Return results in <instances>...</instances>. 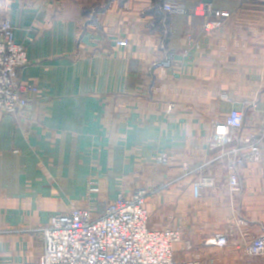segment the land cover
I'll return each mask as SVG.
<instances>
[{"label": "crops", "instance_id": "0c3cea01", "mask_svg": "<svg viewBox=\"0 0 264 264\" xmlns=\"http://www.w3.org/2000/svg\"><path fill=\"white\" fill-rule=\"evenodd\" d=\"M162 1H5L14 41L31 61L21 82L38 90L19 114L0 112V264L38 262L40 229L59 213L88 207L93 181L99 214L119 195L157 188L146 202L151 228L183 225L180 195L194 198L189 225H211L201 216L216 208L212 225L226 226L233 204L220 186L224 162L208 141L213 123L233 108L245 111V134L264 128V0H170L167 51ZM199 3L229 16L196 14ZM207 22L215 28L206 30ZM160 153L168 164L157 162ZM205 164L204 174L219 183L195 197L191 185L203 173L195 170ZM243 179V213L251 220L244 230L256 236L264 224V168L250 163ZM227 254L234 264H264Z\"/></svg>", "mask_w": 264, "mask_h": 264}, {"label": "built area", "instance_id": "2783aa9c", "mask_svg": "<svg viewBox=\"0 0 264 264\" xmlns=\"http://www.w3.org/2000/svg\"><path fill=\"white\" fill-rule=\"evenodd\" d=\"M6 0H0V112L17 115L24 110L37 87L21 82L20 75L31 64L26 48L14 41V28L4 10ZM163 40L161 49H167L169 16L174 11L170 0L160 5ZM196 14L229 16L228 12L214 11L210 4L199 3ZM216 23L207 22L206 30H213ZM167 51V50H166ZM225 102L234 104L227 93L221 95ZM246 114L233 108L222 119L213 123L209 140L212 151L219 152L227 168L226 182L233 198V212L224 231L205 241L206 246L226 248L234 242L249 257L264 261V224L260 233L253 236L244 229L251 220L243 213V169L250 163L264 168V128L257 135L245 136ZM159 164H167L166 153L157 155ZM213 180L200 176L193 183L195 197H200L204 188L213 187ZM91 182L88 190V207H74L67 213H59L40 229L44 240V253L33 264H198L194 261L179 262L174 256V243L180 234L172 229H153L149 224L146 202L152 190L136 189L132 195L119 197L110 202L102 214L93 202L99 188ZM188 248L192 244L188 242Z\"/></svg>", "mask_w": 264, "mask_h": 264}, {"label": "rangeland", "instance_id": "374dc122", "mask_svg": "<svg viewBox=\"0 0 264 264\" xmlns=\"http://www.w3.org/2000/svg\"><path fill=\"white\" fill-rule=\"evenodd\" d=\"M212 134V132H211ZM252 136V134H249ZM245 136H248V134H245ZM211 138V135L209 137V140ZM209 142V141H208ZM209 150L212 152V150L210 149V146H209ZM213 152H216V151H213ZM219 153V152H218ZM220 160V157L218 156V158ZM168 164V163H167ZM165 165V164H164ZM207 165L209 164H205L204 166H198L196 167V170L195 172H203L201 173V176L202 175H207L209 176L211 179H214L213 180V184L214 186L213 187H210V189H215L216 186L218 185V180L217 178L214 176V175H211V174H204V171H206L207 169ZM226 173H227V168H224ZM186 170H189V169H186ZM208 171V170H207ZM214 174V173H213ZM200 177V176H199ZM194 183V181H193ZM192 183V185H193ZM191 185V186H192ZM220 186L221 187H225V189L228 191L230 197H231V201H232V204H233V198H232V195L230 193V189L228 187V184L227 182L225 181H221L220 183ZM151 189L153 192L152 194L155 193V190L157 188H149ZM193 195V193H192ZM181 199V202L180 200L177 202V208L179 210H181V212H179V215L181 217H179L180 219H178L179 221H182L183 222V225H180V224H177L175 225L174 223H170L168 224V226H165L164 228L162 229H172V230H176L179 232L180 234V240L178 242H175L173 247H174V256H175V259L179 262H187V261H194V262H197L198 264H209V260L215 262L216 264H234V261L235 259H229L228 257V251L229 252H232L234 253L235 251H238V252H242L243 254V261L244 263H248L250 261V259H253L252 257H249L248 255H246V253L238 246V245H235L234 242L231 243L230 246L226 247V248H217V247H214V246H206L205 245V241L209 238H213L215 237L217 234H220L224 231L225 227L224 226H213L212 224L217 222V220L220 218L218 215V212L216 211V208H215V211L211 212V214H207L205 216H201L202 218H207L209 221L208 222H211V225H208L207 223V226H192V225H189V221H187L186 219V211H187V206L191 204V200L194 201V198L192 199H189L188 198V195H180L179 196ZM197 200V199H196ZM147 205V203H146ZM234 206V205H233ZM148 212V211H147ZM149 215V214H148ZM150 216V215H149ZM201 217H198V221L202 220ZM149 223H150V218H149ZM172 224V225H171ZM222 224V223H221ZM205 232V233H203ZM186 238H197L198 242L197 243H193L191 240H186ZM184 239V240H183ZM188 242H190L192 244V247L191 248H188ZM177 248H179V250L177 251ZM181 253H184V254H187V255H191L193 258L195 259H190V260H187V261H184V260H179L178 259V254H181ZM191 253V254H190ZM262 260V258H259V260ZM230 262V263H227V262ZM264 263V261H263Z\"/></svg>", "mask_w": 264, "mask_h": 264}]
</instances>
